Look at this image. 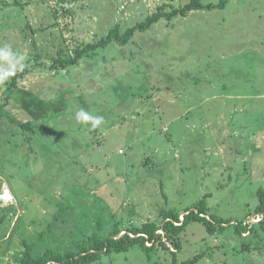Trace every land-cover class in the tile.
<instances>
[{"label":"rangeland","instance_id":"1","mask_svg":"<svg viewBox=\"0 0 264 264\" xmlns=\"http://www.w3.org/2000/svg\"><path fill=\"white\" fill-rule=\"evenodd\" d=\"M189 2L0 0V47L26 58L0 84V191L14 196L0 204V264L159 225L161 210L182 220L202 200L214 228L188 224L179 251L136 245L94 264H264L255 211L264 191V0L160 18L126 46L60 66L114 28L122 35ZM81 109L104 123L78 122ZM245 122L250 132L238 135Z\"/></svg>","mask_w":264,"mask_h":264},{"label":"trees","instance_id":"2","mask_svg":"<svg viewBox=\"0 0 264 264\" xmlns=\"http://www.w3.org/2000/svg\"><path fill=\"white\" fill-rule=\"evenodd\" d=\"M226 0H221L218 5H206L202 4V0H190V2L183 6L182 8L172 10L169 13H159L147 17L142 23L136 24L130 29H127L124 34L120 35L118 28H114L108 32V34L101 38L98 42L94 44H88L83 49L77 50L75 57L73 59L59 61L60 66L65 68L67 66L75 65L83 56L88 55L91 51L98 48H106L110 43L116 42L121 46H126L130 40H132L136 32H145L149 30L153 25L159 22L160 18L171 21L172 19L181 16L185 17L187 13L207 9L211 10L213 8H221L225 4ZM57 108L64 105L62 102L57 103ZM0 112V118L2 117ZM23 129H29L28 124H21ZM258 205L256 207V213L262 216V221H264V191L259 190L257 192ZM194 210H197L195 212ZM206 204L202 200L198 206H195L193 209H185L183 211V219L180 220V213H176L172 210L166 211L161 210V222L157 225L154 222L146 223L140 229L131 228L128 230L126 235L117 237L119 230L114 229L111 231L108 236L104 238H89V245L85 243L79 244V251H66L64 254L46 251L42 255L32 256L29 250L24 252L21 255V259L18 261V264H94L103 256H108L114 253H124L130 248L139 245L143 251L149 254L156 246L163 247L168 250L166 246L169 243L174 249L175 252L180 250L181 243L179 240V235L183 229L192 222L203 223L210 231L212 230L213 225L201 217L206 213ZM213 220V219H212ZM218 225H221L222 222H217ZM239 230H247L246 227L238 226ZM161 231V234L158 233ZM133 235V238L129 236ZM145 243L151 244L146 246ZM174 252V253H175ZM172 255L175 256L172 252ZM173 264H178L173 257ZM181 264H194L193 261H186Z\"/></svg>","mask_w":264,"mask_h":264},{"label":"clouds","instance_id":"3","mask_svg":"<svg viewBox=\"0 0 264 264\" xmlns=\"http://www.w3.org/2000/svg\"><path fill=\"white\" fill-rule=\"evenodd\" d=\"M25 59L24 55L13 52L8 46L0 47V84H4L18 71H23ZM75 118L82 124H90L93 129L104 123L102 116H93L83 109L76 113Z\"/></svg>","mask_w":264,"mask_h":264},{"label":"crops","instance_id":"4","mask_svg":"<svg viewBox=\"0 0 264 264\" xmlns=\"http://www.w3.org/2000/svg\"><path fill=\"white\" fill-rule=\"evenodd\" d=\"M237 86H240V88H241V86H243V85H241V83H240V80H239V82L237 83ZM247 88H248V91L249 92H251L252 93V91H251V84L250 83H248L247 85ZM254 86H252V88H253ZM260 93V91H259V89H257V92H256V94H255V92L253 91V93L252 94H255V95H253V96H255V97H257V95ZM203 106V105H202ZM251 124H248L247 122H245V123H243L241 126L240 125H237L236 126V130H237V134L238 135H242V132H244L243 134L245 135V132H250V130H251ZM236 134V135H237ZM10 190V189H9ZM1 192V191H0ZM11 192V191H10ZM12 193V192H11Z\"/></svg>","mask_w":264,"mask_h":264},{"label":"built area","instance_id":"5","mask_svg":"<svg viewBox=\"0 0 264 264\" xmlns=\"http://www.w3.org/2000/svg\"><path fill=\"white\" fill-rule=\"evenodd\" d=\"M13 202H14V196L10 192V190L8 189V187L2 188V190L0 192V204L1 205H5V206H10ZM148 245H151V244L148 243Z\"/></svg>","mask_w":264,"mask_h":264}]
</instances>
